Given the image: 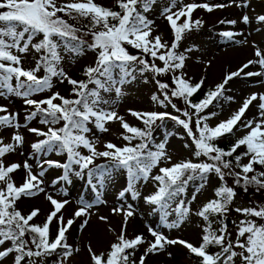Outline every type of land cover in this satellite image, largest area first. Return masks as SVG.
<instances>
[{"label": "snow or ice", "instance_id": "obj_1", "mask_svg": "<svg viewBox=\"0 0 264 264\" xmlns=\"http://www.w3.org/2000/svg\"><path fill=\"white\" fill-rule=\"evenodd\" d=\"M232 3L250 8L248 2L232 0ZM156 5L157 0H115L114 6H105L95 0H64L63 3L57 0H0V97H20L32 109L21 125L20 113L10 112L0 105V129L11 132L8 143L0 134V264H5L9 257L12 264H46V259L53 256L59 257L54 264H66L74 252H80V248L73 249L67 242L66 233L74 225L75 218L85 217L81 229L89 224L87 217L93 205L81 197L72 218L65 222L62 210L70 201L54 198L46 191L45 176L51 168L62 170V174L52 180L53 186L60 182L71 184L75 176L86 178L93 188L96 187L94 180L103 188L105 182L111 180L112 170L121 171L126 176V186L119 191L118 200H124L126 194H130L132 200L139 198L137 183L151 178L157 182V187L143 200L153 213L160 215L164 228H179L192 215L201 220L200 239L196 244L170 238L151 224L145 225L147 236L143 232L129 236V222L137 213L131 203L126 206L122 203L111 209L121 216V225L119 231L109 227L114 237L108 248L97 253L91 244L87 246L90 264H146L150 254L167 253L171 257L172 253L167 250L176 245L195 256L198 264H264V222H257V219L264 221V205L232 208L237 192L236 187L227 183V177H232L233 185L244 192L249 187L258 192L264 190V92H253L243 98L228 118L215 125L209 121L218 113L205 112L214 102L225 98L226 86L234 78L241 75L264 77V49L252 42L250 46L256 59H249L236 71L228 72L199 102H193L191 98L204 86L205 79L194 82L183 71L186 53L194 49L179 51L181 42L203 25L201 19L193 16L197 9L212 12L230 5L170 0L160 12L170 29L169 39L154 34L155 21L148 14ZM252 19L245 13L241 22L249 24ZM254 19L258 25H264V13H257ZM70 20L80 22V26ZM220 23L235 25L237 21L222 20ZM222 35L232 40L237 34L224 31ZM237 42L248 43L246 37ZM129 46L141 55L131 54ZM86 51L94 54V61L83 68L85 79L72 78L62 66L65 54L78 58ZM29 55L33 63L25 67L24 61ZM252 65H259L261 70L245 71ZM116 71L119 79L114 75ZM137 71L141 76L152 74L151 80L159 95L154 92L151 100L163 109L170 106L180 115L129 109L130 115L143 125L138 127L130 125L118 113L114 102L104 94L122 96V86L134 81ZM169 73L168 83L158 78ZM54 78L59 83L71 85L69 96L52 91ZM45 92L49 93L45 98H33ZM174 98L182 100L185 107H178ZM226 99L231 101L233 97ZM250 106L257 109V115L251 119L246 116ZM37 117L46 128L29 126ZM166 120L173 121L186 132L191 145L185 147L194 146L193 155L198 162L171 163L166 141L155 144L153 150V133L163 127ZM117 121L123 129L122 139L127 143L117 145L109 141L103 145L104 150H98L96 142L87 136L91 131L89 125L100 132H108L106 125ZM21 127L40 137L30 146L38 171L27 159L22 162L7 160L9 154L25 143ZM224 137H236L227 149L217 143ZM81 148L87 149V154H83ZM240 149L243 151H238ZM53 152L58 156L66 154V160L48 158ZM201 157L207 159H199ZM101 158L107 163L97 164ZM162 160H168L170 166L159 167L158 174L150 175ZM19 170H23V175L17 183L13 176ZM210 174L219 181L214 198L193 211L191 202L197 196L192 195L191 201L180 197L187 192L190 182L197 180L202 181L196 189L198 193L208 183ZM40 194H44L51 206L42 224L35 222L40 208L23 212L17 204L22 198ZM60 194L68 195L66 189ZM97 203L106 201L98 194ZM230 211L243 217L233 221L234 230H230L226 222ZM173 213L176 219L169 222ZM99 219L106 222L108 217L100 216ZM53 222L57 225L54 236L50 231ZM141 248L143 253L137 255ZM210 248L216 250L210 251Z\"/></svg>", "mask_w": 264, "mask_h": 264}, {"label": "rangeland", "instance_id": "obj_2", "mask_svg": "<svg viewBox=\"0 0 264 264\" xmlns=\"http://www.w3.org/2000/svg\"><path fill=\"white\" fill-rule=\"evenodd\" d=\"M58 3H63L64 0H57ZM96 3L105 6H114L113 0H95ZM170 0H157V5L153 8L151 13H149L150 19L155 21V32L154 34L161 35L164 39L170 38V29L167 22L160 15L161 10L165 5H167ZM192 2V0H188ZM199 3H209V4H225L230 5L224 8H216L212 12H207L204 9H197L193 16L196 19H201L203 21L202 27L198 30L193 31L188 37L181 42L179 51L183 52L186 48H193L191 53H186L187 60L184 72L190 77L194 82L199 81L201 78L205 79V84L203 87L212 88L216 83L220 82L223 77L231 71H236L243 63H246L249 59H256L254 56V49L250 46L252 42H255L259 47L264 49V25H258L255 22L254 16L257 13H264V0H236V3L248 2L250 8L237 7L236 4L232 3V0H195ZM248 14L253 17L252 22L249 24H244L241 22L242 14ZM236 20L235 25L228 23H220V21ZM77 26H80L77 21H69ZM257 29H260L259 31ZM224 31H232L237 35L229 40L222 35ZM242 34V35H241ZM247 38L248 43H238L237 41H243ZM242 51L237 57L225 59L224 61H219L221 63L220 67L217 66L218 63H214L215 58L219 56V53H227L230 48L233 52L237 48H241ZM244 48V49H243ZM129 52L134 55H141V53L129 46ZM151 60V57H147ZM94 61V54L90 51H86L85 54L80 55L78 58L69 57L65 54V60L62 62V66L67 71L68 75L75 79H85L83 76V68ZM209 62H211L209 64ZM33 63V57L31 55L27 56L24 61V66L29 67ZM158 64L161 62L157 61ZM259 65H252L249 69L245 71H260ZM115 77L119 79V72H115ZM151 73H146L141 76L140 73L136 72V79L134 81L126 82L122 86L123 95L116 97L114 94H104L106 98H110L115 105L116 110L121 116L125 117V120L132 126L143 127L142 123L138 121L135 117L131 116L129 109L136 111H168L172 112L174 115H180L175 113V111L169 106L167 109L161 108L158 104L151 100V95L155 92L159 95V90L156 88L155 83L151 80ZM171 73L158 77L162 82H170ZM148 79V83H144V80ZM264 77H247L241 75L240 77L234 78L226 86L227 91L225 92V98L220 99L218 102H214L213 106L206 109L205 112L215 111L218 113L216 117H213L209 123L215 125L219 120H223L229 117V115L234 112L242 103L243 98H246L253 92H264ZM71 90V85L65 83H59L56 78H54V86L52 91H59L62 95L69 96ZM49 93H37L33 98L39 100L45 98ZM231 96L233 100L229 101L226 97ZM174 102L178 107L184 108V102L182 100H177L174 98ZM0 105L6 106L10 112L20 113V123L23 125L25 123L24 116L31 111L30 106L25 105L22 98L16 97L14 95H6L0 97ZM257 115V109L254 106H250L246 113V116L251 119ZM183 118V117H182ZM29 126L38 127L41 129L46 128L45 125L40 124L39 117L29 122ZM59 126V125H57ZM193 129L194 124L192 125ZM91 131L87 133V136L96 142V147L98 150H104L103 145L106 142H113L117 145H124L127 142L122 139L121 133L123 129L120 127L119 122H109L106 127H108V132H100L95 128L94 125H89ZM21 132L25 136L24 145L18 149L16 152L11 153L7 156V160L10 162H22L28 160L29 163L33 165L34 170L38 171L37 160L33 158V150L31 149V144L35 142L40 137H36L34 134L27 132V130L21 127ZM0 134L3 135L4 142H10V131H5L0 129ZM235 139L236 137H224L221 138L220 142H226L230 139ZM166 141V151L171 156V163L180 162L184 160H193L198 162L197 158L194 157L193 151L194 146L185 147L186 144L191 145V139L187 136L186 132L176 125L171 120H166L164 126L157 128L153 133L152 148L155 150V144L159 142ZM138 141H133L137 143ZM80 151L83 154H87V149L81 148ZM243 151V149L241 150ZM48 158L54 160H60L64 162L66 160V154L63 156H58L55 152L51 153ZM199 159L206 160L207 158L201 157ZM246 162V161H245ZM97 164H105L107 161L104 159H98ZM170 166L168 160H162L157 168L152 170L150 175L158 174V168ZM62 174L61 169L51 168L47 171L45 176V187L46 191L57 199H68L70 203L62 210L65 217V222L68 218H72L74 210L79 207L77 201L83 197V199L93 205L91 209L89 224L81 229L85 217L75 218L74 225L69 229L67 235V242L72 245L73 249L80 248L79 253L73 254L71 258L66 261V264H90L89 254L87 252V246L91 244L93 249L99 253L100 251H105L110 241L113 240L114 233L109 232V227L119 231L121 225V216L112 213L111 209L113 207H118L120 204L131 203L133 208L136 210V216L131 218L127 234L132 236L134 234H139L143 232L146 236L145 225L151 224L153 227L162 230L170 238L173 239H184L193 244L198 243L200 239L201 232V220L194 215L190 216L179 228L168 229L164 228L160 224V215L158 213H153L151 206L144 203L143 197L150 195L154 192L157 187V182L151 180L147 181L140 180L137 183V190L140 193V197L132 200L130 194H126L124 200H118L117 196L120 190L126 186V176L117 170H112L111 180L106 181L103 188L97 183L96 180L93 183L96 185L95 188L88 185L87 179H80L75 176L72 177V183L66 184L60 182V184L53 186L52 180ZM23 175V170H19L14 174V180L19 183L20 178ZM232 181V177H227V183ZM218 182V178L214 174H210L208 177V183L204 188L200 189L197 193L196 189L202 181L190 182L187 188V192L182 194L180 198L185 201H191L192 195H196L197 199L191 202V207L193 211L199 208L203 203H205L209 198L212 197V188ZM231 186V184H229ZM63 189L67 190L68 195L64 197L61 195ZM246 193V192H242ZM242 193H237L236 199L232 208L235 207H249L254 205H264V190L261 193L252 190L248 195H243ZM106 201V203H97V196ZM31 198H22L17 202L18 207L23 212H27L30 209L36 207L40 208L38 217L35 218L36 223H43L50 211V204L45 199L44 194H40L34 197L37 201L33 206H27L24 202ZM175 206V205H173ZM100 216L108 217V220L101 221ZM243 217L236 213L235 211H230L227 217V224L230 230L235 229V224L233 221H238ZM176 219L175 214L169 217V222ZM257 222H264L259 221ZM56 223L53 222L50 225V231L54 236L56 232ZM150 238V237H149ZM172 253L169 257L167 253L150 254L147 258L146 264H185L187 263L186 253L188 252L183 246L176 245L171 246L167 250ZM143 253V248H141L137 255ZM5 264H12L11 257H9Z\"/></svg>", "mask_w": 264, "mask_h": 264}, {"label": "trees", "instance_id": "obj_3", "mask_svg": "<svg viewBox=\"0 0 264 264\" xmlns=\"http://www.w3.org/2000/svg\"><path fill=\"white\" fill-rule=\"evenodd\" d=\"M113 3H115V0H113ZM84 23H86V21H84ZM79 24H80V22H79ZM207 91H208V88H203V87H202L201 90H199L197 93H195V94L193 95V97L191 98L192 101H193V102H199V100L202 99V98L204 97V94H205V92H207ZM234 140H235V139L232 138V139H230V140H227L226 142H220V141H217V143H218V145H219L220 147L227 149V148L231 145V143H232ZM241 150H242V149H240V150H238V151H241ZM218 184H219V181L217 182L216 185L213 186V188H212L213 195H212L211 198H214V189L218 186ZM228 184H231V186L236 187V192H237V193H239V192H240V193L244 192L242 188L233 185V180H232V181L230 180V181L228 182ZM252 190L256 191L254 187H249V190H248L246 193H242V194H243V195H248V194H250V193L252 192ZM258 193H261V191H259ZM211 198H210V199H211ZM214 226H215V225H214ZM215 250H216L215 248H210V251H215ZM185 256H186V258H187V263H185V264H198V259H197L195 256L191 255V254L188 253V252L186 253ZM57 259H59L58 256L49 257V258L46 259V264H54V261H56Z\"/></svg>", "mask_w": 264, "mask_h": 264}, {"label": "bare ground", "instance_id": "obj_4", "mask_svg": "<svg viewBox=\"0 0 264 264\" xmlns=\"http://www.w3.org/2000/svg\"><path fill=\"white\" fill-rule=\"evenodd\" d=\"M243 49H244V48H243ZM241 51H242V47H241V48H237V49L235 50V52H233L232 49L230 48V50H228L227 53H224V52L219 53V56H217V57L215 58L214 63H218L217 66L220 67L221 63H220L219 61H222V60L224 61L225 59H229V60H230V58H232V59L234 60L233 57H234V56L237 57L238 55H240V52H241ZM243 51H244V50H243ZM243 51H242V52H243ZM36 202H37V201H35L34 198H31V199L25 200V201L22 202V203H24V204L27 205V206H33Z\"/></svg>", "mask_w": 264, "mask_h": 264}]
</instances>
